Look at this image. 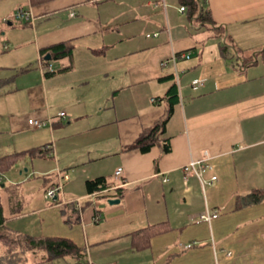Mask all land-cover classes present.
<instances>
[{"label":"crops","instance_id":"obj_1","mask_svg":"<svg viewBox=\"0 0 264 264\" xmlns=\"http://www.w3.org/2000/svg\"><path fill=\"white\" fill-rule=\"evenodd\" d=\"M195 1L213 26L180 0H0V158L34 151L4 175L3 228L68 239L93 264H264V201L235 208L264 190V64L244 63L264 49V0ZM67 41L70 57L43 63L41 50ZM172 85L169 152L125 150L163 116ZM205 152L204 178L217 180L202 188L183 167ZM97 178L110 189L89 194ZM206 211L218 217L200 221ZM160 223L170 230L133 252L129 235Z\"/></svg>","mask_w":264,"mask_h":264},{"label":"trees","instance_id":"obj_2","mask_svg":"<svg viewBox=\"0 0 264 264\" xmlns=\"http://www.w3.org/2000/svg\"><path fill=\"white\" fill-rule=\"evenodd\" d=\"M52 0H30L32 7L46 4ZM180 5L188 10L190 16L199 15L198 20L205 24L213 26L210 13L207 10L200 9L195 0H180ZM73 45L71 42H62L46 49L41 50L43 63L49 64L51 60H60L71 56ZM51 57L50 61L44 60L45 56ZM250 60L244 61L245 64H255L254 60L264 64V49L261 50ZM172 77H166L164 80H171ZM167 107L163 116L155 122L151 127L143 130L132 144L125 150H138L147 152L157 144L163 143V151L169 152V145L166 143L167 138L166 126L170 121L173 113L174 102L177 98L176 85H172L165 95ZM45 151V150H44ZM33 150L22 153L10 154L0 158V174H7L13 166L21 161L26 155H32ZM1 186V184H0ZM86 191L91 193H101L110 189L105 178H97L86 181ZM124 190H116V197L123 198ZM264 201V190L252 191L244 196H237L235 200V208L237 210L257 205ZM8 219L5 214L0 188V264H47L58 259H71L77 263H82L84 254L70 240L65 238H31L19 235L2 227L3 223ZM169 226L164 223L149 225L143 229L135 231L129 235L130 247L133 252H142L150 248L151 240L167 231ZM84 262V261H83ZM86 264V262L82 263Z\"/></svg>","mask_w":264,"mask_h":264},{"label":"built area","instance_id":"obj_3","mask_svg":"<svg viewBox=\"0 0 264 264\" xmlns=\"http://www.w3.org/2000/svg\"><path fill=\"white\" fill-rule=\"evenodd\" d=\"M70 16H74V14L72 13ZM14 18L16 20H19V21H30V22L33 21L31 14L27 11L22 10V9H19L16 12ZM177 58L189 59L190 57L186 54L185 55L184 54L174 55L170 59V61H167V62H173L174 63ZM167 62L162 63V65L167 63ZM201 85L202 84L199 81H194L192 83V86L194 88L197 86H201ZM58 117H60V118L65 117V113L64 112L58 113ZM48 122L49 121H41V120H36L34 118H31L28 120V125L31 129H40L42 127H45V125H47ZM43 149L46 150V148H43ZM208 160H209L208 154L205 152L202 160L191 161L186 166L183 167V171H184L185 175L186 176H189V175L195 176L197 178V180L199 181L202 188H204L207 185L212 184L213 182H215L217 180L216 176H211L209 179L204 178L202 168L205 166V164ZM120 174H121V169H118L115 172V176L118 177ZM186 176H185V178H186ZM2 181H3V176L0 174V184L2 183ZM67 181H69L68 175L61 176L59 181L57 182V184L50 187L45 192V195H44L45 199L46 200H53L57 196V194L61 192L63 184L66 183ZM184 182H186V179H184ZM74 202L79 203V200H75ZM217 217H218L217 213L206 211V213L200 217V221L209 223L213 219H216ZM86 264H93V263H91L90 261H87Z\"/></svg>","mask_w":264,"mask_h":264},{"label":"rangeland","instance_id":"obj_4","mask_svg":"<svg viewBox=\"0 0 264 264\" xmlns=\"http://www.w3.org/2000/svg\"><path fill=\"white\" fill-rule=\"evenodd\" d=\"M2 44H3V40H2V38H1V32H0V52H1ZM33 65H35V64L33 63ZM19 72H20V71H19ZM6 73H7V72H6ZM4 75H5V74H4ZM0 77L2 78V77H3V74H1ZM24 82H26V81H24ZM8 86H10V85L0 84V88H2V89L7 88ZM15 168H19V164L16 165ZM12 172H15V170L12 171ZM2 176H3V179H4V182H3L2 184H5L6 186H8V185H9V179H10L9 174H8V180H6V177H5L3 174H2ZM2 197H5V193H4L3 191H2ZM47 264H77V263H75L74 260L71 261V260H69V259H58V260H56V261H54V262H52V263H47Z\"/></svg>","mask_w":264,"mask_h":264},{"label":"water","instance_id":"obj_5","mask_svg":"<svg viewBox=\"0 0 264 264\" xmlns=\"http://www.w3.org/2000/svg\"><path fill=\"white\" fill-rule=\"evenodd\" d=\"M50 59H51V58H50L49 55H47V56L44 58V60H47V61H49ZM1 187H3V186H1ZM108 203H109L110 205L118 204V203H119V200H110Z\"/></svg>","mask_w":264,"mask_h":264}]
</instances>
